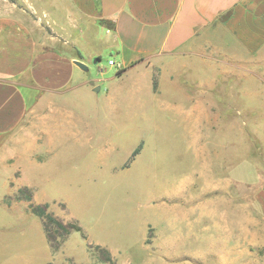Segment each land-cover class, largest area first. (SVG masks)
<instances>
[{
    "label": "rangeland",
    "instance_id": "obj_1",
    "mask_svg": "<svg viewBox=\"0 0 264 264\" xmlns=\"http://www.w3.org/2000/svg\"><path fill=\"white\" fill-rule=\"evenodd\" d=\"M55 2L0 0V18L29 25L35 4L51 21ZM90 52L69 89L6 135L0 264H107L98 245L116 264H264V58L214 54L174 64V80L141 66L101 82L111 52ZM23 188L32 202L16 200ZM31 204L82 230L56 250Z\"/></svg>",
    "mask_w": 264,
    "mask_h": 264
},
{
    "label": "crops",
    "instance_id": "obj_2",
    "mask_svg": "<svg viewBox=\"0 0 264 264\" xmlns=\"http://www.w3.org/2000/svg\"><path fill=\"white\" fill-rule=\"evenodd\" d=\"M58 3L52 6L51 21L41 18L35 4L30 11L36 19L29 25L20 16L0 18V163L6 157V135L35 112L48 93L71 87L75 75L85 70L75 61L86 64L87 48L98 49L89 59L100 61L102 51L108 50L119 65L101 82L141 66L174 80V64L194 58L205 63L213 61L214 54L237 63L264 58V0ZM119 69H125L121 75ZM90 82L98 89L89 80L81 85Z\"/></svg>",
    "mask_w": 264,
    "mask_h": 264
},
{
    "label": "trees",
    "instance_id": "obj_3",
    "mask_svg": "<svg viewBox=\"0 0 264 264\" xmlns=\"http://www.w3.org/2000/svg\"><path fill=\"white\" fill-rule=\"evenodd\" d=\"M100 59V58H98ZM125 69H119L117 74L121 75ZM153 87L156 89L157 81L154 79ZM16 200H27L28 202H32L33 193L28 188L19 189L18 195L16 196ZM8 201V200H7ZM11 204V201H8ZM33 210L45 220L46 230L48 233V237L50 238L53 247L57 250L61 247V245L66 241L72 230H82L81 226L77 223H65L62 220L55 217L53 214L47 211L48 205H30ZM95 249L98 251V254L101 255L102 259L107 264H116L115 260L111 252L101 245L95 246Z\"/></svg>",
    "mask_w": 264,
    "mask_h": 264
},
{
    "label": "water",
    "instance_id": "obj_4",
    "mask_svg": "<svg viewBox=\"0 0 264 264\" xmlns=\"http://www.w3.org/2000/svg\"><path fill=\"white\" fill-rule=\"evenodd\" d=\"M98 62V60H94V63ZM75 63L81 67L82 69H88V66L86 64H84L83 62L79 61V60H76Z\"/></svg>",
    "mask_w": 264,
    "mask_h": 264
},
{
    "label": "built area",
    "instance_id": "obj_5",
    "mask_svg": "<svg viewBox=\"0 0 264 264\" xmlns=\"http://www.w3.org/2000/svg\"><path fill=\"white\" fill-rule=\"evenodd\" d=\"M109 65L110 66H119L118 63H117V61L115 59H113V58H111L109 60Z\"/></svg>",
    "mask_w": 264,
    "mask_h": 264
}]
</instances>
